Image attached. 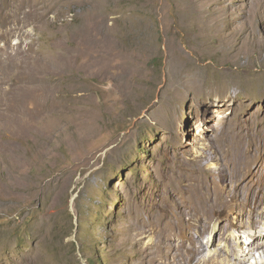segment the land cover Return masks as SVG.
Here are the masks:
<instances>
[{
	"label": "rangeland",
	"instance_id": "rangeland-1",
	"mask_svg": "<svg viewBox=\"0 0 264 264\" xmlns=\"http://www.w3.org/2000/svg\"><path fill=\"white\" fill-rule=\"evenodd\" d=\"M238 170L264 189V0H0V264H162Z\"/></svg>",
	"mask_w": 264,
	"mask_h": 264
},
{
	"label": "bare ground",
	"instance_id": "bare-ground-1",
	"mask_svg": "<svg viewBox=\"0 0 264 264\" xmlns=\"http://www.w3.org/2000/svg\"><path fill=\"white\" fill-rule=\"evenodd\" d=\"M229 176L228 181H232L233 188L231 186L230 189L226 190L228 187L226 183L225 191L222 194L216 193L214 197H212L210 190L200 182V184L193 189L190 188L192 184L186 187V197H184L181 203L176 204V208H178L180 215H184L188 211L193 212L195 215L191 221L194 226H198L199 231H196V239L192 240L189 238V236L194 234L191 232L192 225L188 228L186 224L187 227H185L182 221L173 225L168 224L167 235L165 236L167 242L155 243V247L157 248L161 249L164 247L167 249L172 248L173 250L171 253L170 249V252L167 253L168 257L166 256V258H164L162 264H247L255 254L258 255V259L260 260L264 258V189H257L255 191L250 190L252 191L251 195L247 188L245 192V186H248V184L243 183L247 175H242L238 170L234 175ZM190 177L192 178V176ZM229 204H232L236 208V214L234 221H231L229 226L226 227L225 224H221L220 221L222 220L225 207ZM212 219H215L212 221L215 223L214 226L217 225L216 233L212 236V240H209L210 243L207 241L204 244L203 239L207 234L206 224ZM177 226L180 228L179 231H182L176 236L175 229ZM229 228H237L239 235L229 239L227 235ZM181 233L184 234V236L182 235V241L180 243H175L176 238L179 239ZM245 238L248 239L246 248L251 250L244 256L240 253L243 249L241 248V239ZM217 240H220L219 244ZM221 241L222 244H220ZM234 246L236 249L233 248ZM207 247H215L216 250L214 248L215 251L213 254L204 258L205 260L199 263L198 261L203 258L198 259V256L203 254V252L207 250ZM178 250H183L182 252H185L184 257V254L179 252L183 254L181 263L177 261L176 252ZM218 258L221 259L219 260ZM255 264H257V262Z\"/></svg>",
	"mask_w": 264,
	"mask_h": 264
}]
</instances>
